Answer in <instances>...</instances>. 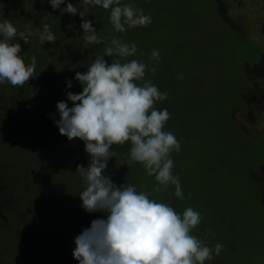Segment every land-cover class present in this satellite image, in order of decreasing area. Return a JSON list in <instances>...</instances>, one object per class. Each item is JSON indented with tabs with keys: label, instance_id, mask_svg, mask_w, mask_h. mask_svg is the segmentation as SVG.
I'll return each mask as SVG.
<instances>
[{
	"label": "trees",
	"instance_id": "obj_1",
	"mask_svg": "<svg viewBox=\"0 0 264 264\" xmlns=\"http://www.w3.org/2000/svg\"><path fill=\"white\" fill-rule=\"evenodd\" d=\"M191 1L186 4L184 0H126V4L133 3L149 14L152 23L128 28L123 33L113 29L110 9L87 6L86 18L92 21L98 35L109 40L126 38L130 44L149 42V36L143 37L144 31L163 30L170 37V32L175 33L178 28L175 24L183 23L177 32L181 44L178 41L163 44L160 60L153 63L158 65L155 78L158 89L168 93L167 99L156 105L167 108L171 114L165 130L172 132L178 141H193L180 150L191 148L195 159L192 154L190 160L172 154L174 175L180 180L184 199L174 195L172 185L158 195L154 193V177L146 175L141 164H121L122 155L108 161L105 174L117 186L127 182L136 184L138 190L168 203L178 213L182 214L187 207L197 210L202 219L192 234L210 247L223 244L219 255L212 259L217 264H264V140L257 135L247 136L234 117L239 113L251 118L253 109L260 104V96H264V53L231 20L224 0H195L196 9H192ZM67 3L78 8L75 16L61 11ZM83 7V0H66L55 10L48 0H0V22L8 19L22 32H37L48 24L56 36L55 42L43 45L36 35L29 37L28 44L19 39L13 41L21 44L26 64L31 62V57L36 58L37 76L22 87L0 84V133L4 136L0 137V195L6 194L13 201L5 213L8 217L13 212L16 216L15 208L22 209L25 188L35 186L31 189L37 191L32 192L33 199L44 195L36 212L45 209L51 215L48 228L51 231H48L53 249L48 254L52 255L56 245L64 243L62 240L73 241L72 247L67 243L68 254L63 264L73 258L74 238L89 228L93 220L105 218L102 212L88 213L81 207L79 193L85 185L76 167L88 165L90 157L84 143L79 139L69 141L59 134L54 123L59 119L56 104L65 101L72 107L66 93L82 91V88L74 89L80 85L74 79L75 73L87 71L91 62L101 55L91 52L96 45L83 40L79 16ZM69 24L71 29L67 27ZM69 80L71 88L67 87ZM175 113L177 120L173 118ZM194 114L198 116L193 117ZM198 120L203 124L198 125ZM236 145L249 152L244 167L249 177L245 179L231 172L225 175L228 171L222 167L223 163L220 166L215 160L216 156L224 159L233 153L232 147ZM27 149L37 154L26 156ZM113 151L127 153L129 145H113ZM199 152L211 160L204 164L197 158ZM3 211L0 206V213ZM12 229V225L0 228V240H3L0 264L18 251ZM229 253L235 255L234 263H229Z\"/></svg>",
	"mask_w": 264,
	"mask_h": 264
},
{
	"label": "clouds",
	"instance_id": "obj_2",
	"mask_svg": "<svg viewBox=\"0 0 264 264\" xmlns=\"http://www.w3.org/2000/svg\"><path fill=\"white\" fill-rule=\"evenodd\" d=\"M48 2L55 10L66 0ZM83 5L79 16L86 44L99 45L107 40L98 35L92 21L86 18L88 5L110 9V23L116 32L152 23V17L133 3L83 0ZM61 11L75 16L78 8L67 3ZM67 27L71 29L72 24ZM33 35L38 36L41 45L56 41L48 24L37 32H22L8 19L0 22L3 37L0 39V84L22 87L37 76L36 58L31 57V62L26 64L21 44L13 42L19 39L28 44ZM137 51L135 43L113 37L104 48L103 57L97 56L86 72L75 73L74 79L82 91L66 93L72 107L65 101L56 104L59 119L54 123L59 134L69 141H82L90 157L87 167L79 164L76 167L85 185L79 193L81 207L88 213L105 214V218L93 220L89 228L74 238L72 256L78 264H205L219 255L223 244L210 247L192 234L202 219L197 210L187 207L182 214L178 213L168 203L138 190L136 184L127 182L117 186L105 174L108 161L122 155L121 164H141L146 175L154 177V193L158 195L172 185L174 195L184 199L172 159L174 152L179 153L180 143L172 132L165 130L171 117L168 109L156 107L167 99L168 93L161 92L146 78V73L156 75L157 63L149 67L137 59H127ZM104 57L112 58L111 63ZM160 58L159 50L153 49L150 60L158 62ZM67 87H72L70 80ZM126 143L127 153L113 151V145Z\"/></svg>",
	"mask_w": 264,
	"mask_h": 264
},
{
	"label": "rangeland",
	"instance_id": "obj_3",
	"mask_svg": "<svg viewBox=\"0 0 264 264\" xmlns=\"http://www.w3.org/2000/svg\"><path fill=\"white\" fill-rule=\"evenodd\" d=\"M172 1H174V0H172ZM189 1L190 0H184L183 3L187 4ZM224 2L223 3L229 9V13H230L229 16H230L231 20L234 21L235 23H237L239 29L243 32V34L246 36V38L251 40L259 48H261L263 50V53H264V0H224ZM121 3L126 4V0H121ZM194 4H195V0L194 1L192 0L191 1L192 9H194V8L196 9ZM160 6H162V5L160 4ZM209 10H212V9H209ZM182 24L183 23L179 24V22H177L175 24V26L178 25V28L176 29L175 33L170 32L172 35V36L170 35V37H172L170 40H169V38H170L169 33L167 34L163 30H160L157 32H155V31H152V32L144 31L143 37L149 36V39L151 42L150 41L149 42H146V41L139 42L137 44L138 51L135 54V56L128 57L127 59H129V60L137 59L138 61L146 63L149 65V67H151L150 65H152L154 62V61L150 60V54H151V51L153 49H158L159 54H161V52H162L161 47L163 44H165V43L167 44V42H168V44H174V41H178V45L181 44L182 41H181L180 36H179L180 33L177 34V32H178V29L180 30L182 28ZM166 36H168L169 38ZM122 40L130 44L129 41H126V38H122ZM108 42H110L109 39H107L102 44H99V45L92 47L91 52H94V51L100 52L101 55L103 56L104 55V48L107 46ZM101 55H99V56H101ZM108 58H105V60L106 61H109L110 59L112 60V58H110V57H108ZM109 63H110V61H109ZM81 72L82 73L86 72V70H81ZM67 74H69V73H67ZM156 76H157V73L155 76H152L150 73H146V78L150 79L152 81V83L158 87V83L156 82V79H155ZM7 87H9V86H6L5 88H7ZM79 88H81L80 85L76 86L74 89H79ZM10 89H14V88L11 87ZM162 92H163V90H162ZM25 96H27V94ZM259 99H260V104L255 110L253 109V113H252L251 118L246 119V118L242 117L239 113H235L234 117L237 119L239 126L246 132L247 136L257 135L258 137H260L261 139L264 140V96H260ZM175 116H176V113H175V115H173V118H175L174 120H177L178 117L177 116L175 117ZM195 116H198V115L194 114L193 117H195ZM197 122H198L197 123L198 125H201V123H202L199 120ZM190 124H191V122H190ZM176 127H177V125H176ZM0 137H4L2 133H0ZM13 137H11V138H13ZM48 138H51V135L48 136ZM192 142L193 141L189 142L187 139H182V141H179L180 148L186 147V145H189ZM220 142L221 141L218 140L216 143H218V145H219ZM2 143L4 144L5 141H3ZM6 150H8V149L6 148ZM232 150H233V153H229V155H226V157L224 156L225 157L224 159H220L221 158L220 156L219 157L216 156V159H215L216 163L217 164L219 163L220 166L223 165L222 167L228 171L227 173H225V175H230V172H231L236 177L240 176V178H242V179L249 177L248 171L244 170L245 169L244 167L247 164V161L249 158L248 157L249 152L246 150L245 147L242 146V148H241L240 146L237 147V145L235 147L233 146ZM192 151L193 150L189 147L184 148V149H181L179 151V153L174 152L173 157L177 156L180 159V156L181 157L186 156L190 160V158H192L191 157V154H192L194 157L193 159H195V154ZM202 152H199V156H197V158H199L200 160H202V162L204 164H206V162H209L211 159L204 156V155L202 156L201 155ZM35 154H37V153L33 152V149H31V150L27 149V150H25L24 155H26V156L32 155L33 156ZM39 154H41V152H39ZM217 157H218V159H217ZM220 163H223V164L221 165ZM191 164H192V166H195L194 162H192ZM12 203H13V201L10 198H8V196L6 194L0 195V206L4 208V211H3L4 213L9 212V206H11ZM48 230L51 231V229H48ZM29 231H31V230H29ZM49 231L45 232V230H44V231L40 232V235H41L40 237L42 239H44V237H45V239L50 238L51 235H50ZM62 241L66 244V240H62ZM47 243H48V252H49L53 249V244L51 241H48ZM26 245H27V243H26ZM21 250H22V253L26 252L23 249H21ZM63 250H65V249H63ZM2 253H0V254H2ZM41 255H42L43 259H45V260L48 259L46 254H41ZM227 258H228L229 263H234V259H235L234 254L229 253V256H227ZM8 259H9V261H4L3 264H21V263L24 264L26 257L23 259L22 254L19 257L16 254H14L12 258H8ZM39 261H41V259ZM32 262H33V259H32ZM216 262L217 261H215V260H210V261H206L205 264H215ZM40 264H48V262L46 263V261H45L44 263H40Z\"/></svg>",
	"mask_w": 264,
	"mask_h": 264
},
{
	"label": "flooded vegetation",
	"instance_id": "obj_4",
	"mask_svg": "<svg viewBox=\"0 0 264 264\" xmlns=\"http://www.w3.org/2000/svg\"><path fill=\"white\" fill-rule=\"evenodd\" d=\"M33 187H27L26 193L24 194V200L21 203L22 209L18 208L16 210V216L15 212L11 216L8 217L5 213H0V218L2 221L0 222V225L5 224V226H0V228L5 227L8 228L9 225L13 226L12 232H13V242L18 247V251L15 253L18 257L22 254L23 259L26 257L24 264H40L48 262V264H63L64 257L67 256V243L68 240H66V244L62 243L60 246L55 247V252H52V255L48 254V241H50V238L48 239H42L40 236V232L48 231V228L50 227V220L51 215L46 211L45 209H42L40 212H36L38 202L44 198V195L42 194V197H37L38 200L35 198L33 199V191L37 192L36 190H32ZM62 202V201H61ZM29 210V211H28ZM28 211V212H27ZM27 228V229H26ZM26 229V230H25ZM31 230V231H29ZM29 231V232H28ZM3 240H0L2 242ZM71 241L70 243H72ZM27 243V245H26ZM69 243V246L71 244ZM75 246V244H74ZM20 248V249H19ZM25 250L26 252L22 253V250ZM65 249V250H63ZM69 249V248H68ZM21 252V254H20ZM41 254H46L48 259H43ZM39 258V259H38ZM33 259V262H32ZM41 259V261H39ZM22 264V263H21ZM66 264H77V261L73 258H69L68 263Z\"/></svg>",
	"mask_w": 264,
	"mask_h": 264
}]
</instances>
